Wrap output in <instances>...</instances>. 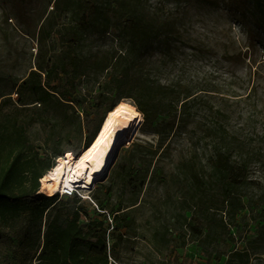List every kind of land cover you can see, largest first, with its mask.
Instances as JSON below:
<instances>
[{"label":"rangeland","instance_id":"rangeland-1","mask_svg":"<svg viewBox=\"0 0 264 264\" xmlns=\"http://www.w3.org/2000/svg\"><path fill=\"white\" fill-rule=\"evenodd\" d=\"M142 1L144 13L168 17L181 32L185 53L198 49L200 60L189 76H198L213 90L233 124L250 129L264 124V0ZM53 2L0 0V124L23 126L31 153L50 155L60 149L76 156L105 113L88 105L83 114L81 108L30 103L34 89H45L39 68L48 69L60 56L54 35L42 37L40 31ZM116 46L108 34L98 53L88 40L85 65L94 66L105 56L103 50ZM33 71L41 78L33 75L21 88ZM104 75L92 76L95 89ZM182 146L162 137L159 126L143 117L130 138L121 140L103 178L87 190L90 199L57 198L65 209L81 208L82 224H103L116 264H264V210L254 201L257 196L233 220L226 208L190 207L185 203L186 174L175 170ZM250 176L264 181V172L254 170ZM44 229L43 222L41 234ZM38 232L26 221L0 225V264H38Z\"/></svg>","mask_w":264,"mask_h":264},{"label":"trees","instance_id":"trees-1","mask_svg":"<svg viewBox=\"0 0 264 264\" xmlns=\"http://www.w3.org/2000/svg\"><path fill=\"white\" fill-rule=\"evenodd\" d=\"M143 7L142 0H54L40 31L42 37L54 35L60 56L48 69L39 68L45 89H34L30 103L81 108L83 114L88 105L106 114L131 99L145 122L183 145L175 170L186 174L187 205L226 208L233 220L257 196L254 201L264 210V181L250 176L264 172V124L252 129L233 124L213 90L189 76L199 63L198 49L185 53L186 41L168 17L146 14ZM108 34L116 48L103 50L101 61L86 66L87 41L101 53L100 41ZM103 72L104 83L95 89L92 76ZM33 75L41 78L33 71L20 87ZM64 154L31 153L23 126L0 124V225L26 221L38 228V264H110L103 224H82L79 206L65 209L58 196L39 192L41 177Z\"/></svg>","mask_w":264,"mask_h":264},{"label":"bare ground","instance_id":"bare-ground-1","mask_svg":"<svg viewBox=\"0 0 264 264\" xmlns=\"http://www.w3.org/2000/svg\"><path fill=\"white\" fill-rule=\"evenodd\" d=\"M142 121V114L132 103L120 101L105 114L96 134L77 156L71 151L65 152L41 177L40 192L54 196L64 189L74 188L86 196L87 189L107 172L121 140L129 139L133 129Z\"/></svg>","mask_w":264,"mask_h":264},{"label":"built area","instance_id":"built-area-1","mask_svg":"<svg viewBox=\"0 0 264 264\" xmlns=\"http://www.w3.org/2000/svg\"><path fill=\"white\" fill-rule=\"evenodd\" d=\"M61 193H62V196H68V197L77 196V197H79L81 199H90L89 197H86V196L84 197L83 194H80V191L78 189H74V188H72V189H69V188L64 189ZM108 258H109L110 264H112V263L116 264V262L113 260L112 256L110 255V252L108 253Z\"/></svg>","mask_w":264,"mask_h":264},{"label":"water","instance_id":"water-1","mask_svg":"<svg viewBox=\"0 0 264 264\" xmlns=\"http://www.w3.org/2000/svg\"><path fill=\"white\" fill-rule=\"evenodd\" d=\"M40 185H41V183H40Z\"/></svg>","mask_w":264,"mask_h":264}]
</instances>
